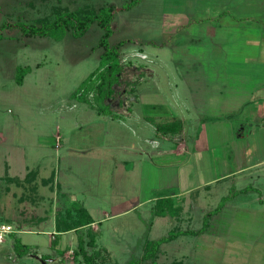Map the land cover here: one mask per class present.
I'll use <instances>...</instances> for the list:
<instances>
[{
	"label": "rangeland",
	"instance_id": "374dc122",
	"mask_svg": "<svg viewBox=\"0 0 264 264\" xmlns=\"http://www.w3.org/2000/svg\"><path fill=\"white\" fill-rule=\"evenodd\" d=\"M263 1L139 0L117 9L108 44L123 41L121 68L104 99L94 88L100 75L87 79L103 66L97 23L78 37L3 29L0 224L14 234L0 241V264H83L72 252L86 227L55 229V212L75 204L91 214L109 264H264V117H257L264 99ZM126 2L0 0V25ZM236 15L249 20L237 29L209 24ZM234 31L240 44H223ZM172 117L182 122L174 135L157 132L150 120ZM182 143L186 150L178 153ZM162 197L170 199L156 207L166 215L157 216L153 206ZM168 235L155 256L143 258ZM14 237L26 245L20 253Z\"/></svg>",
	"mask_w": 264,
	"mask_h": 264
},
{
	"label": "trees",
	"instance_id": "16d2710c",
	"mask_svg": "<svg viewBox=\"0 0 264 264\" xmlns=\"http://www.w3.org/2000/svg\"><path fill=\"white\" fill-rule=\"evenodd\" d=\"M139 0H129L124 3L120 8H116L113 4H105L98 7L96 10H91L84 14H79L77 11H64L58 13L56 18L52 21H43L41 23H25L24 21H18L16 23L2 22L0 25V37L3 29H11L16 27L20 30L22 35L27 37H47L54 36L56 34H63L69 32L71 36L78 37L83 35L92 23H97L103 30L100 36L98 46L103 49L101 53V68L91 72L87 79L92 80L96 74L100 75L99 79L95 81L96 94L99 98L104 99L110 96L113 92V85L118 80V74L120 72L121 64L118 58L119 48L123 41H118L113 45L108 44V38L112 33L111 23L113 21L114 13L118 9H130L135 6ZM25 71L23 67L19 65L16 69L15 81L17 84H21ZM97 77V76H96ZM155 125L157 132L161 134L174 135L181 131L182 122L177 117L166 118L160 121H154L150 119ZM169 197L157 198L155 200V215L165 216V212L159 209L160 201H168ZM159 209V210H157ZM93 218L88 210L83 206L64 205L55 212V229L57 233H64L71 230H77L81 227H86L83 233L77 235L76 249L72 252L74 257L80 256L83 264H109L110 255L106 248L99 247L96 243V235L91 229ZM2 224V223H1ZM9 235L14 232L8 233ZM171 235L161 237L153 244V249L150 252H145L143 258L155 256L160 243L170 239ZM14 248L20 253L21 249L26 248V245L22 244L19 238L14 237ZM58 238L56 236L51 239L53 247L57 246ZM148 247L145 249L147 250ZM58 253L62 254L61 250L57 249Z\"/></svg>",
	"mask_w": 264,
	"mask_h": 264
},
{
	"label": "crops",
	"instance_id": "0c3cea01",
	"mask_svg": "<svg viewBox=\"0 0 264 264\" xmlns=\"http://www.w3.org/2000/svg\"><path fill=\"white\" fill-rule=\"evenodd\" d=\"M264 2V1H263ZM247 17V16H246ZM226 18V17H225ZM246 20H249V16L247 17V19L245 18V16L244 15H236V16H231V17H229L228 18V20H227V22L225 23V22H220V18H219V20L217 21V22H215V24H213V23H211V22H209V24H212V28H215V29H217V30H227L228 28H230L228 25H230V24H233L234 25V27H233V29H237L236 28V26L238 27L239 25H241V23L243 22V21H246ZM225 24V25H224ZM248 26H251V27H253L254 25H251V24H249ZM249 32V28H248V31H247V33ZM263 33H264V29H263ZM251 34L250 33H248L246 36H247V38L250 40H252V39H254V37L252 36H250ZM255 35V34H254ZM249 36V37H248ZM263 36V35H262ZM237 39H239V40H243L242 38H241V34H240V32H236V31H234V32H232V33H230L229 35H227L226 37H225V39H224V41H223V44H229L231 41L232 42H234V44H236V42H237ZM261 39V38H260ZM247 41V40H246ZM249 42V41H248ZM238 44H240V41H238L237 42ZM262 100V102H261V107H260V109H259V111H258V115H257V117H264V99H261ZM182 130V129H181ZM181 132V131H180ZM178 134V133H177ZM204 140H205V137H204V135L203 134H201L200 135V138H198V140H197V147L198 148H201L202 147V144L204 143ZM175 150L176 151H178V153L179 152H184L185 150H186V145L185 144H180V145H178L176 148H175ZM263 161L262 160H259L258 162L257 161H255V163H253L252 165L253 166H257V164H261ZM244 168H246V167H244ZM240 170H242L243 171V169H240ZM232 175V174H231ZM230 177V173H227V174H224V175H222V176H220L218 179H212L213 180V182L211 181V180H209L207 183H205V184H203V185H201L200 187H196L195 189H192L190 192H193V191H195V190H198V189H200V188H205L206 190L210 187V185H212V183L214 184V183H218L219 181H223V180H226V179H228ZM94 222V221H93ZM91 225H93V223L91 224ZM4 239V238H3ZM1 243V242H0Z\"/></svg>",
	"mask_w": 264,
	"mask_h": 264
},
{
	"label": "built area",
	"instance_id": "2783aa9c",
	"mask_svg": "<svg viewBox=\"0 0 264 264\" xmlns=\"http://www.w3.org/2000/svg\"><path fill=\"white\" fill-rule=\"evenodd\" d=\"M12 231V226L9 224L2 223L0 224V241Z\"/></svg>",
	"mask_w": 264,
	"mask_h": 264
}]
</instances>
